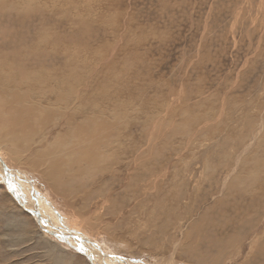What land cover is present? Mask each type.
Masks as SVG:
<instances>
[{"label": "rangeland", "instance_id": "obj_1", "mask_svg": "<svg viewBox=\"0 0 264 264\" xmlns=\"http://www.w3.org/2000/svg\"><path fill=\"white\" fill-rule=\"evenodd\" d=\"M29 49L82 76V103L117 106H104L106 119L118 118L109 131L128 133L131 151L143 140L150 159L160 154L146 168L161 166V186L131 183L148 191L106 227L90 201L75 199L89 217L82 229L41 169L3 150L0 264H160L170 255L178 264H264V0H0V53L11 61ZM8 61H0L4 73ZM127 153L112 167L118 199L130 175L140 176L122 179ZM105 177L86 186L107 185ZM46 218L49 233L38 226ZM86 246L102 260H89Z\"/></svg>", "mask_w": 264, "mask_h": 264}, {"label": "bare ground", "instance_id": "obj_2", "mask_svg": "<svg viewBox=\"0 0 264 264\" xmlns=\"http://www.w3.org/2000/svg\"><path fill=\"white\" fill-rule=\"evenodd\" d=\"M31 47L34 48V45H31ZM28 51L29 53H24L22 59H13L11 61L7 60L10 52L7 53L3 51L0 53V61H8L7 63H9L6 69L7 73H4L3 68L0 66V156L4 155L2 151L5 150L12 155L13 159V152H16L15 154L17 156L22 159H26L25 162L22 161V165L33 167L36 170L41 169L39 173L44 176L43 179L46 183V186L48 185L51 191H53L54 188L57 190L53 191L55 197L59 195L64 200H67L69 202L68 204L66 201H64L66 203L65 206L63 205L64 207H66L64 208V210H66L68 214L73 215V220L77 222L78 228L81 227L83 229L84 225L88 224L87 218L89 217L88 215L85 216L83 214L86 212L84 210L85 208L81 209L84 211H79L81 207L76 208V206L74 207L73 205H71V203L73 204L75 199H79L81 205L90 201V204L93 205V209L89 206L91 210L90 214H94L95 219H102V226L106 227L110 223H107L106 221L104 222V220L109 219L110 215H112L114 218V213L119 214V216L122 215L123 207H127L128 202H132V205H135L136 203H138L137 199L141 197L143 198L149 189L152 190L153 188V190H155L154 188L158 189L157 187L161 186V166H158V169L151 170L146 168L149 167L146 165L147 162L149 163V160L153 161L152 166H154V168L158 164H160V154H157L158 152H156L154 149L153 151H155L156 153H153L154 157L153 159H150L151 155L149 156V151L146 149V151L141 149L143 144L145 145L146 143V141L143 140L140 146H135V149L133 148L134 150L131 151L130 146L132 144V141L130 140V138L123 140L126 137H130L128 133L120 135L118 133L115 134V132L109 131V129L112 130L113 126H117V123H115V121H118V118L115 116V114H111L109 116V119H106L108 117L105 115L104 111H106L107 107H110L111 110H117V106H112L109 103H82V101L84 100V98L81 96L83 88L82 76L69 69V64L67 61L62 62L61 64V60H57L59 66H62V71L67 70L65 68L69 69L66 71L68 72L67 74H62L65 72H58L53 69V65H50L52 64L51 62H53L51 61L54 59L53 56H51L50 58L49 55H46V53L42 55L37 54L38 50L35 49H29ZM15 52L16 51H14V53ZM29 56H31L33 60H28L27 58ZM37 56L41 57L40 60L42 59V61H45V63L49 62V64L46 65L42 63L41 67L37 66L34 63L38 59ZM23 86L25 87V89L20 90ZM67 88L68 90L63 94H60L58 92L59 90H64ZM73 99L77 103H72ZM104 106L106 108H104ZM130 126L131 123L129 127ZM106 129L109 132H107ZM130 129L131 128H129V130ZM143 130H145V128ZM153 145L155 144L153 143ZM122 150L125 153H130V156L128 153L123 156L126 167L125 169H122L124 174L122 179H126L127 175L130 174V171H132V173L133 171L134 173L138 171L140 173V176L132 174L130 175L129 184L127 185V188L125 187L127 192L125 193V195H123L122 192V196L120 195L121 197L118 199V195L114 193L120 192L119 190L121 188H118V190H116L113 186L116 180V176L113 173L112 167L121 163V161H118V159L119 155H121ZM150 153L152 152L150 151ZM10 172L12 174H16L14 171ZM231 172L229 174H232ZM1 175L2 174H0V176ZM105 175L108 184H110L109 187L107 186L108 184L104 185L103 183L96 185L95 190L89 189L91 187L86 186L87 184L91 185L90 183L94 181L96 183L98 178H103V176ZM249 177H247V179ZM146 181H149L147 184L148 190L142 192V194L141 190H139L140 188L134 189L133 187V189L130 190V187L132 185L131 183L135 184L140 182L142 183V185L139 186L142 187L145 185L143 184V182ZM117 183L119 184L120 182H117L116 180L115 184L117 185ZM95 198L98 199V202L96 201L97 203L94 202L93 204L91 201ZM253 199L255 201V198ZM158 202L156 203V205H158ZM159 203L160 206L158 205V207H161V201ZM55 204H57L56 200ZM58 209L63 210V208ZM74 214L76 215V217H74ZM49 221V218H46V221L42 220L40 224L42 230H46V233H49L51 229L48 230L45 229V227L53 228L51 222ZM47 223L48 225H46ZM205 223H203V225ZM98 226H96V228H98ZM18 230H20V228ZM63 236L66 238L67 235ZM91 237L96 238L97 234L92 233ZM184 237L186 238V236ZM103 239H105L107 242H110L114 239V236L109 234V236H105L103 237ZM86 241H88V243L90 242V240ZM192 245V250H194V247ZM194 245L196 244L194 243ZM89 247H87V249L84 248V252L88 254V257H90V255H92L93 257V254L94 257H97L98 255L91 252ZM196 252L198 253V251ZM207 254H209V252H207ZM98 259L101 261L102 257L98 256ZM171 259V255V262L163 263L164 260L161 259L160 264H178L176 261ZM57 261L59 264H66L65 261H60L59 259ZM159 261L160 260H157L156 262ZM229 261L230 260H228V262ZM90 263L94 264L91 261ZM195 263L200 264L201 261L199 262V260H195Z\"/></svg>", "mask_w": 264, "mask_h": 264}, {"label": "water", "instance_id": "obj_3", "mask_svg": "<svg viewBox=\"0 0 264 264\" xmlns=\"http://www.w3.org/2000/svg\"><path fill=\"white\" fill-rule=\"evenodd\" d=\"M8 189H9V186H8ZM36 213V212H35ZM38 226L41 228V225H40V223L38 222ZM42 229V228H41ZM43 231H45L46 232V230H43ZM51 235H54V236H57V234H55V233H52L51 232ZM61 237H64L63 235H60ZM80 242V241H79ZM89 260H91V258L90 257H87ZM91 262H92V260H91Z\"/></svg>", "mask_w": 264, "mask_h": 264}]
</instances>
